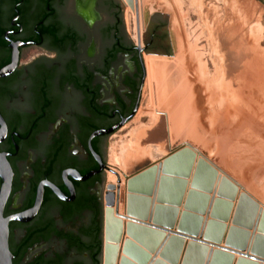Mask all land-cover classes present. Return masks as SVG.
<instances>
[{"label": "flooded vegetation", "instance_id": "flooded-vegetation-1", "mask_svg": "<svg viewBox=\"0 0 264 264\" xmlns=\"http://www.w3.org/2000/svg\"><path fill=\"white\" fill-rule=\"evenodd\" d=\"M162 23L139 52L117 0H0V69L21 44L17 68L0 79V201L6 170L12 264H102L108 141L137 114L143 53L162 41ZM31 49L40 54L23 63ZM40 188L36 215L15 220Z\"/></svg>", "mask_w": 264, "mask_h": 264}, {"label": "rangeland", "instance_id": "rangeland-1", "mask_svg": "<svg viewBox=\"0 0 264 264\" xmlns=\"http://www.w3.org/2000/svg\"><path fill=\"white\" fill-rule=\"evenodd\" d=\"M120 1L132 42L139 9L142 47L159 22L167 36L143 53L139 109L108 141L106 194L121 186L125 213L128 179L188 143L263 210L264 0ZM39 54L26 51L23 63ZM197 95L202 104L193 112ZM246 253L239 255L252 260Z\"/></svg>", "mask_w": 264, "mask_h": 264}, {"label": "water", "instance_id": "water-1", "mask_svg": "<svg viewBox=\"0 0 264 264\" xmlns=\"http://www.w3.org/2000/svg\"><path fill=\"white\" fill-rule=\"evenodd\" d=\"M118 4L121 7V11H122V17H123V21H124V26L126 29V32L130 38V34H129V30H128V25H127V21H126V17H125V13H124V8L122 6V3L120 0H117ZM107 20V19H105ZM137 28H138V39L136 42L137 45V49L139 52H142V42H141V36L139 33V22L137 19ZM153 36V35H152ZM167 35L163 36L164 40L166 38ZM162 38V40H163ZM131 39V38H130ZM21 46V44H11V49H12V54H11V61L10 63L3 67L2 69H0V79L6 78L8 76H10L15 69L18 66V62H19V51H18V47ZM156 50L155 46L153 45V48L150 51ZM149 52V51H148ZM146 75V73H145ZM137 110V109H136ZM135 110V112H136ZM135 112L132 114L134 115ZM129 124V123H128ZM128 124L126 126H128ZM0 125L2 126V128L5 127L3 119L0 116ZM122 126V124L120 125ZM125 126V127H126ZM124 127V128H125ZM115 129H111L109 131H104V132H99L97 134L94 135H102V134H108L113 132ZM123 129V128H122ZM121 129V130H122ZM3 132L2 130L0 131V141L2 140V135ZM109 145L107 148V162L109 159ZM191 154V157L194 158V154L192 152H190L189 150L187 151H182V152H176L174 154H172V156H170L168 159L165 160L163 165H159V167L157 168L156 166L154 167H150L149 169H147L146 171L141 172L140 174H138L137 176H135L134 178H132L131 180H129L128 184H127V189L128 192H130L131 194L128 195V199H127V213L126 216H120L117 213V217L116 219H114V221L112 222V230L114 232V237H115V242H116V246L113 248V259L111 261L110 264H115V261L117 260L118 257V253L120 250V243L122 241L123 235H124V226H123V218L128 219V217H135V218H139V219H143L145 220L147 217V210H148V206H149V200L144 198V197H140L137 195H134L135 192L138 193H143L145 194H150L151 193V187H152V178L154 176L155 173H158L163 170L164 174H175L176 170V164L178 163V161L181 159V157L185 154ZM1 160V159H0ZM3 161V160H2ZM5 163V161H3ZM6 164L3 165V167L5 169L9 170V166ZM1 172L4 174L5 179H6V187L4 188L3 191V196L1 197V201H0V264H12V255L9 251V244H8V239H9V228H8V221L2 217V201L6 196V190L9 184V175L8 173H6V170H1ZM197 179L199 177V175L201 176V174L206 173L209 177V179L212 181L214 179V177L216 176V171L214 169H212L205 161L200 160L199 164H198V168H197ZM176 174H182V173H176ZM199 181V180H198ZM177 183V182H173V180L164 177L161 179V186H160V191L158 193L157 199L159 202L163 203L165 202V190L166 187L169 186V183ZM106 183H107V176H106V182H105V188H104V195L106 194ZM118 183L120 184V181H118ZM198 182H196L197 185ZM200 184V183H199ZM223 186H222V190L223 193L233 199V197L236 195L237 193V187L234 184H231L229 181H227L225 178L223 179L222 182ZM221 190V192H222ZM42 199V189L40 188L39 191V195H38V199L37 202L35 204V206L30 209L29 211H27L23 216L18 217V218H14L15 220H19L22 222H26L29 221L32 217H34L39 209L40 206V202ZM104 206L106 205L107 202V194L106 196H104ZM239 212L237 214V216L235 217V223L236 222H240L241 224L243 223V220H245V218L248 217L250 218L257 209H258V204L255 203L249 196H247V194H242L241 195V201L239 203ZM158 211L155 212V221L154 223L157 225H162L161 223V219L159 216H161L159 213L160 211H162V209L157 208ZM228 211H229V207L228 210L225 211L224 215H220V217H226L228 215ZM176 214V211H174ZM261 214H262V219L259 221V235L255 236V242L253 244V246L250 248L251 254L257 258L252 257V260H248L246 258L243 257L240 258L239 260H237L236 264H258L259 258L264 259V210H261ZM106 214H107V210L106 208H104V213H103V250H102V264H104V260H105V251H106V244H105V240L107 239V235H106V231H105V224H106ZM187 217V214L183 215L182 218V222L180 225V228H178V231L180 233H187L185 225H184V220ZM253 217V216H252ZM242 218V221H241ZM13 219V220H14ZM226 220V219H225ZM252 222H249L248 227L251 226ZM234 224V222H233ZM245 225V224H244ZM174 224L171 222L169 224V228H173ZM235 226H237L235 224ZM225 229L224 225H218V224H212V226H210L207 229L206 232V236H205V243L210 242V240L212 242H214L215 244H219L222 240L223 237V231ZM155 230V229H154ZM214 231H217V233H214ZM126 234L128 236H130L132 239H134L135 241H138L140 244L144 245L145 247H147L148 249H152L154 250L155 246H157V244L159 243V241L162 239V234L158 233V231H153V230H149L148 228H139L137 225L135 226V224H127L126 225V230H125ZM240 233H243L246 237L248 236L247 233L241 232L240 230H238L237 228L233 227L230 230V234L226 240V247H231L234 248L236 250L239 251H245V240L243 241H238L237 239H235L236 235ZM149 239H146V238ZM152 238V239H151ZM246 239V238H245ZM208 240V241H207ZM154 242H156L157 244H153ZM198 244V245H197ZM197 244H189L187 247V250L184 254V257L181 260L180 263V251L183 248L184 245V240L180 238H171L169 243L166 246V249L161 253V259H156L155 262L153 264H204L205 263V257L207 254V247L203 246V244L197 243ZM149 245H152L149 246ZM207 245V244H206ZM206 247V248H204ZM229 248H227V250H216L214 252H211V255L208 257V264H233L234 262V258H233V254H228L230 253V251L228 250ZM123 252L127 254L128 256V260L123 264H147V262L150 260V257H147L145 255H142L141 251L139 250V248H137V246H135L132 242L129 241H125L123 243ZM231 255V256H229ZM258 259V260H257Z\"/></svg>", "mask_w": 264, "mask_h": 264}, {"label": "crops", "instance_id": "crops-1", "mask_svg": "<svg viewBox=\"0 0 264 264\" xmlns=\"http://www.w3.org/2000/svg\"><path fill=\"white\" fill-rule=\"evenodd\" d=\"M187 150H189L190 152H192L194 154V158L191 157L190 153L185 154L181 157V159L176 164V168H175L176 171L175 172L176 173H182V174H176V173L175 174H164L163 170H161L159 172V174L155 173L153 178H152L153 183H152L150 194L144 195L143 193H138V192L134 193V195L144 197L150 201L149 206H148V210H147V217L145 220L135 218V217H128V219L123 218L122 220H123L124 234L125 235H123L121 243L123 245V243L127 240L129 242H132L135 246H137V248H139V250L142 252L141 253L142 255L150 257V260H151V258L154 259L156 256H158L157 259H161V256H160L161 253L166 249V246L169 243L170 239L175 237L178 239L180 238V240L181 239L184 240L183 248L181 249L180 254H179L180 263H181L182 258L184 257V254L187 250L188 245L192 244V243L193 244L200 243V244H203V246H206L207 250H208L206 257H205V263L204 264H208V262H209L208 257L211 255V252H214L216 250H221V249L227 250V248H229L228 250L230 251V253H228V254H233L232 255L234 258L233 264H236L237 260L240 258L239 252H247L246 254H251L250 248L253 246V244L255 242V236L259 235V230H258V228H259L258 213L260 210L259 203L250 197L255 203L258 204V209L253 214H251L253 217L251 216L249 218L248 214H247V217L245 218L246 221L243 220L242 224L240 222L235 223V217L237 216V214L239 212V207H240L239 203L241 201V195L246 194V193L245 192L241 193L239 203L235 204L236 202L233 200L236 199V197H237V194L239 192V187L236 186L232 182L231 179L225 177L224 175L220 176L217 172L216 166L213 165L212 163H210V161L207 160L206 158L205 159L208 162L204 159H199V161L200 160L205 161L212 169H214L216 171L217 174L214 177V179L211 181L206 173L201 174V176L199 175V177L197 179V176H198L197 168H198V164H199V161H198L197 168H196V171H195V174H194L192 181L188 180V177H190V174H191L190 172L192 171V168L194 166L195 159L197 158V153L196 154L194 153L197 150H195V148L188 143H186L179 150H177V149L170 150L169 154L165 158L160 159L161 161L156 163L155 165H152L151 168L154 166H156L158 168L159 165H163L165 160L168 159L170 156H172V154H174L176 152L187 151ZM146 170H144V171H146ZM140 173H137L136 175H134L133 177L128 179L127 184L129 182V180H131L132 178H134L135 176H137ZM218 176L220 178H222L221 182H223V179L225 178L231 184H234L237 187V193L233 197V199L227 197L223 193V190H222L223 184L221 183V187H220L218 194H217L218 199L215 201L214 204H212V203L210 204L209 203L210 198H212L214 195H212L211 192L209 193V191H211V189L213 188L215 180ZM164 177H167V178L173 180V182L175 181L177 183H172V182L169 183V186L166 187V190L164 192L165 202L161 203L158 201L157 196H158V193L161 189L160 188L161 179ZM196 182H198L197 185H196ZM121 189L122 188L120 186L119 191H121ZM126 190H127L128 195L131 194L130 192H128L127 187H126ZM221 190H222V192H221ZM241 192H242V190H241ZM127 194H126V204H125L126 211L124 210L125 213L122 212V210H120V208H118V205H117V213L120 216H126V213H127V199H128ZM209 196H211V197H209ZM219 198H221L222 200L221 199L219 200ZM223 199H225V200H223ZM228 207H229V211H228L227 218L226 217H220V215H224L225 211L228 210ZM157 208L162 209V211L159 212V213H161L160 214L161 216H159V217L161 219L160 224H162V225H157L154 223V221H155V214L154 213L158 211ZM174 211H176V214ZM184 214H187V217L184 220V225H185L187 233H180L178 231V228H180ZM114 219H116V218H113V220ZM256 219H258V220H256ZM241 221H242V218H241ZM171 222L174 224L172 229L169 228V224ZM233 222H234V224H233ZM249 222H252L250 227H248ZM128 223L129 224H135V226L137 225L139 228H145V229L148 228L149 230L158 231V233L162 234V239L159 241L158 244L156 242L153 243V244H157V246L154 247L155 248L154 250L148 249L147 247L140 244L138 241H135L134 239H132L130 236H128L126 234L125 230H126V225ZM212 224H214V225L220 224V225L225 226V229L223 231L224 234H223L222 240L219 244H215L211 240H210V242L205 243L206 242L205 236H206L207 229L210 226H212ZM235 224L237 226H235ZM255 226L257 228V234L254 233V236H252L251 234H252L253 228ZM233 227L237 228L241 232L248 234V236L246 237L243 233L239 232V234H237L235 237V239H237V242L238 241L244 242V240H245V251H239V250H236V249L231 248V247H226V240L230 234L231 228H233ZM214 233H217V231H214ZM149 238L147 237L146 239H149ZM121 243H120V249H121V247L123 248V246H121ZM109 246H111V244ZM149 246L152 247V245H149ZM206 247H204V248H206ZM229 256H231V255H229ZM251 256H253V255H251ZM255 258H257V257H255ZM149 262H147V264H149ZM258 264H262V263L258 262Z\"/></svg>", "mask_w": 264, "mask_h": 264}, {"label": "bare ground", "instance_id": "bare-ground-1", "mask_svg": "<svg viewBox=\"0 0 264 264\" xmlns=\"http://www.w3.org/2000/svg\"><path fill=\"white\" fill-rule=\"evenodd\" d=\"M129 4H131V5H135L136 6V4H135V2H134V0H126ZM201 3V2H200ZM199 3V4H200ZM234 3V2H233ZM199 4H198V6H199ZM201 6V5H200ZM137 7V6H136ZM199 8V7H198ZM138 11H140V9L138 10ZM202 13V12H201ZM200 13V14H201ZM215 40V39H214ZM257 59V58H256ZM189 67V66H188ZM193 68L195 69V66H193ZM193 68H192V70H193ZM197 69V68H196ZM190 70V69H189ZM198 70V69H197ZM196 70V71H197ZM195 71L193 70V73H194ZM192 73V74H193ZM196 73V72H195ZM195 73H194V75H195ZM220 73V72H219ZM207 75V74H206ZM257 77V76H256ZM217 81V80H216ZM260 81V80H259ZM254 82V81H253ZM254 84H255V82H254ZM165 87V86H164ZM205 87H206V85H205ZM255 87V86H254ZM165 92V91H164ZM196 93V92H195ZM200 96V95H199ZM198 95H197V100L194 102V103H192V107H191V110L193 111V112H195L196 110H197V108L200 106V103H201V101L202 100H200L198 97H199ZM165 97V96H164ZM209 102V101H208ZM264 103V102H263ZM202 104V103H201ZM201 107H202V105H201ZM200 109V108H199ZM164 110V109H163ZM168 110V109H167ZM162 114V113H161ZM161 116V115H160ZM167 117V116H166ZM161 121V120H160ZM163 123V122H162ZM149 138V137H148ZM193 151V150H192ZM195 153V152H194ZM197 153V152H196ZM195 153V154H196ZM200 154V153H199ZM198 153H197V158L195 159V163H194V166H193V168H192V171L189 173L190 174V177H188V180H191L192 181V179H193V177H194V174H195V171H196V168H197V164H198V161H199V159H204V160H206L205 158H203L201 155H199ZM114 160H115V158H114ZM207 161V160H206ZM208 162V161H207ZM218 171V170H217ZM218 174L220 175V176H222L221 175V173L218 171ZM221 179L222 178H220L219 176L216 178V180H215V183H214V186H213V188L211 189V191H209V193L211 192V194L212 195H214L212 198H210V204L212 203V204H214L215 203V201L218 199V197H217V194H218V191H219V189H220V187H221ZM122 193V192H121ZM120 192H119V190L118 191H116L115 189H114V191H113V198H112V195H111V193H110V195L108 196L107 195V202H106V210H107V214H106V224H105V226H106V228H105V231H106V235H107V239L105 240V244H106V251H105V260H104V264H110L111 263V261H112V259H113V248L116 246V242H115V237H114V232H113V230H112V222L114 221L113 220V218H116L117 216V205L119 204V201H121L120 199H121V194ZM241 193H243V191L241 192V189H239V192H238V194H237V197H236V199H234L233 201H235L236 203L235 204H237V203H239V199H240V194ZM128 195V194H127ZM217 198H216V197ZM209 197H211V196H209ZM153 198V197H152ZM222 198V197H221ZM221 198H219V200L221 199ZM222 200V199H221ZM223 200H225V199H223ZM122 202V201H121ZM234 206V205H233ZM236 206V205H235ZM237 207V206H236ZM234 208V207H233ZM260 208V210H259V213H258V218H259V221L262 219V212H261V210H262V207L260 206L259 207ZM263 210H264V208H263ZM256 220H258V219H256ZM254 233H256L257 234V228H256V226L253 228V232H252V236H254ZM125 235V234H124ZM251 238V237H250ZM111 244V246H109ZM121 246H123L122 245V243H121ZM241 255V254H240ZM242 256V255H241ZM158 258V256H156L154 259H152L151 258V260H149L148 262H149V264H153L154 262H155V260ZM128 260V256H127V254L126 253H124L123 252V248L121 247V249L119 250V253H118V257H117V260L115 261V264H123L124 263V261L126 262ZM258 262H261L262 264L264 263V259H262V258H259V261Z\"/></svg>", "mask_w": 264, "mask_h": 264}, {"label": "trees", "instance_id": "trees-1", "mask_svg": "<svg viewBox=\"0 0 264 264\" xmlns=\"http://www.w3.org/2000/svg\"><path fill=\"white\" fill-rule=\"evenodd\" d=\"M10 2H12V0H7V4L9 5V3ZM119 14H121V12H119ZM157 24H159V23H157ZM161 24V23H160ZM160 24H159V26H156L155 25V27H154V29H153V32H155V31H157V29H159V27H161L160 26ZM165 24V22L164 23H162V25H164ZM3 39L0 37V46H3ZM6 45V44H5ZM9 59H10V53H8L7 54V57H6V60H7V62H9ZM2 69V68H1ZM99 229V235H101V230H102V227L101 226H99L98 227ZM86 248H88V246L86 247ZM99 252H101V250L99 251Z\"/></svg>", "mask_w": 264, "mask_h": 264}]
</instances>
